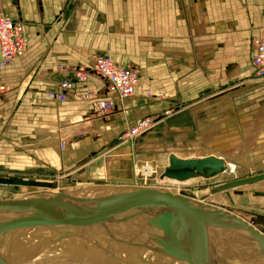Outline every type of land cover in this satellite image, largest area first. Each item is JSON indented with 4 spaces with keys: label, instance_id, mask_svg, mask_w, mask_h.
<instances>
[{
    "label": "crops",
    "instance_id": "0c3cea01",
    "mask_svg": "<svg viewBox=\"0 0 264 264\" xmlns=\"http://www.w3.org/2000/svg\"><path fill=\"white\" fill-rule=\"evenodd\" d=\"M12 5L14 16L7 14L22 21L27 43L24 57L0 68V82L14 87L0 99L3 115L10 117L8 122L4 116L2 125L8 122L11 133L0 139V156L14 170L69 172L73 179L87 175L93 182L84 188H98L113 184L96 186L106 184L110 152L89 161L93 153L85 152L83 142L102 137L110 145L141 118L169 114L159 125V139L150 137L155 130L145 136L150 150L171 136L189 142L200 134L201 118L216 122L211 128L216 131H206L200 143L235 129L251 134L264 128V83L250 60L251 42L264 32V0H12ZM95 56L138 70L134 98L102 115L94 103L107 95L106 84L90 78L75 84L65 104L48 102V92L71 79L59 66H90ZM99 123L106 127L101 134L95 130ZM62 142L68 146L60 153ZM126 164L114 167L121 171ZM249 191L251 203L258 195ZM259 205L233 211L264 233V203Z\"/></svg>",
    "mask_w": 264,
    "mask_h": 264
},
{
    "label": "water",
    "instance_id": "95a60500",
    "mask_svg": "<svg viewBox=\"0 0 264 264\" xmlns=\"http://www.w3.org/2000/svg\"><path fill=\"white\" fill-rule=\"evenodd\" d=\"M168 165L164 177L180 182L214 178L226 169L216 157L183 161L170 155ZM261 181L264 173L229 181L212 194ZM0 184L52 188L30 180L0 178ZM84 190L105 194L41 191L1 199L0 264H10L18 245L33 247V257L62 247L83 257L94 251L118 264H264V235L220 207L160 187Z\"/></svg>",
    "mask_w": 264,
    "mask_h": 264
},
{
    "label": "rangeland",
    "instance_id": "374dc122",
    "mask_svg": "<svg viewBox=\"0 0 264 264\" xmlns=\"http://www.w3.org/2000/svg\"><path fill=\"white\" fill-rule=\"evenodd\" d=\"M73 1H77L78 0H73ZM3 10H5L6 13H8L9 15H11L12 17L14 16V8L12 7V0H0ZM75 2H74V6L75 7ZM77 10V9H76ZM26 54H24L23 56H21L20 58L24 57ZM16 59L14 61H12L11 63H14L15 61L20 60ZM10 64V63H9ZM81 64V63H80ZM83 65V64H82ZM256 79L260 80V78H257V76L255 75ZM262 83H264L263 80H260ZM5 82V81H4ZM4 82H0V99L5 96V95H10L13 92V83H7V88L6 83ZM5 84V85H3ZM148 98L151 97V93H148ZM134 97H131L130 99H132ZM127 99V100H130ZM4 101V100H3ZM0 105H2V102H0ZM3 108L0 107V139H3V137L8 136L9 132V127H8V122H10V117L9 114L8 116L3 115L4 113L2 112ZM6 112H11V115L13 114V112L11 110H5ZM100 113V112H99ZM4 116L7 117L6 120L9 119V121L7 122V124L5 126L2 125V123L4 124ZM169 116L168 115H164V116H160V117H144L141 119H149L151 121H154L155 126L152 130H150L149 132L145 133L144 135H141L140 138H138L137 140H131V139H126V137L124 136L125 133L127 131H129L130 129H133L132 127H129L128 129H126L125 131L121 132L113 141H111L110 145L105 146V142L102 141V137H100L99 139L97 138H93L90 137L88 139H86L85 142H83L82 146L83 149H87V151H85L86 153H93L90 154L91 156L88 157L89 161H93L95 159H97V157L108 154V152H110L108 155L105 156V160L107 162H110L111 164L109 165V169H108V174L107 176H105V181L106 184H115V185H124L126 186L127 183L129 185H134V186H150V187H159L163 186V177H164V173L166 168L168 167V157L171 154L169 152L172 153H177L180 155H184L187 153V155H191L194 156L196 153V149L197 147H199V139L202 138V141L206 140L207 138V134L206 131L210 130V131H216V129H211L213 125L216 124V122H212L208 121L204 118H201V120H199V126L202 129L200 134L194 136L193 139H189V142H184V143H179L176 142V140L174 138H172V136L168 139V143L163 142V143H158L160 145H158V147H155V150H150L149 148V144L146 143V137L148 134L152 133L154 130V135L150 136L151 138H153L152 140L155 141L156 139H159L161 137V135H163V133L161 132L160 129V123L162 121V119L167 118ZM208 121V122H206ZM191 122H189L190 124ZM232 123L234 124L235 122L232 121ZM136 125V124H135ZM235 126V125H232ZM99 134L102 133V128H106L105 126H103V123H99V125L96 124L95 127ZM215 128V127H214ZM264 129V128H263ZM237 132H240V129H235ZM8 131V132H7ZM242 131V130H241ZM218 132H215L213 134L217 135V136H225L224 134H216ZM233 133V132H232ZM244 135H248V133H246L243 130ZM230 135V134H229ZM144 136V137H143ZM72 138V136L70 137ZM65 139V138H64ZM80 139V138H79ZM213 139V138H212ZM70 140H74V139H70ZM211 140V139H209ZM207 140V141H209ZM126 141H129L128 143H125ZM150 141V138H149ZM205 141V142H207ZM205 142H201L200 144H204ZM125 143V144H124ZM1 144V143H0ZM61 144H59L58 148H59V152L62 153L64 152L66 149L61 150ZM104 145V146H103ZM68 146V144L66 145ZM65 146V148H66ZM74 146V145H72ZM57 147V146H56ZM2 147L0 146V149ZM113 149V150H111ZM195 149V150H194ZM142 151V152H140ZM151 151V152H150ZM155 151V152H154ZM160 152V153H159ZM1 153V152H0ZM63 154H66L63 153ZM168 155V156H167ZM67 156V154L65 155ZM64 156V157H65ZM261 157H259V159L257 161H255L254 163L251 164V167L249 166H245L243 168H239V171L235 174H229V175H225V176H214V178H210L207 179V181L205 180V184H200V185H185L184 187H180L177 188L175 186H172L175 190L177 189L178 192L182 195H189L192 198L195 199H201V200H205L207 202L210 203H217L219 205H226L228 207H232V209H236L240 212H244V209H249L250 204L252 203V205H256L258 207H261L259 204H262V202L264 203V197L261 195H264V181L262 182H258V184H254V185H248V186H244L241 188H235V189H230L227 192H219V193H215L212 194L211 192L216 188L219 187L222 184L225 183H229V181H234L236 179H243L245 177H251V176H256L258 174L264 173V151L263 153L260 155ZM73 158H75V156H73ZM258 158V157H257ZM254 158V159H257ZM253 159V158H252ZM101 159H99L100 161ZM130 161V166L126 164V161ZM88 160L85 161V163H87ZM115 164H120V163H125L126 164V169H122L121 171H117L114 167V163ZM83 165L80 164L79 166L81 167ZM78 166V168H80ZM84 173H81V175H83ZM235 175V176H234ZM71 176V177H70ZM83 179H80L77 175L74 176L76 177L75 179H73V176L71 174L65 173V172H55V171H50L49 169H45V170H32V169H26L24 170V172L22 171H18V170H14L12 168H10V166L8 167L6 165V162L4 161V159L1 158L0 156V178H4V179H15V180H30L32 182H49L51 184H53V187L55 188V190H58V192L62 191H74V192H79V196H89V197H96L98 195L101 194H105L104 191H98V192H94V191H88L86 192L84 189L83 185L86 184H92V180L86 179L88 176L87 175H83ZM86 176V177H85ZM85 178V179H84ZM204 178V177H203ZM226 178V179H225ZM128 179V181H127ZM160 182V183H159ZM100 184V183H98ZM14 186V185H13ZM12 185L10 186H3L0 185V200L1 199H22L25 198V196L27 195V193H32V192H40L41 188L36 189V188H18V190L13 187ZM53 189V188H52ZM250 189H255L257 190V192H255V194L258 195V197H254L251 196V203L249 202V195H251V192L249 191ZM31 191V192H28ZM225 200L226 202H223V200ZM225 208V207H223ZM228 209V208H227ZM231 210V209H229ZM231 210V211H233ZM234 212V211H233ZM235 213V212H234ZM245 220V219H244ZM24 248H30L28 246H22V245H18L17 250L12 251V258H15L17 256H22L25 255L23 254V252L19 253V249H22V251H24ZM33 248V247H32ZM35 250V249H34ZM51 251V256L55 255L56 253L60 254L58 256H56L57 258H59L60 262H63L62 264H72V260H73V264H75V260L77 259L78 262H80L79 264H81L83 262V260L91 255L92 252L88 253V255H86L85 257H83L81 254H79L78 251H69L68 249H63L62 247H57L56 249H50ZM49 251V252H50ZM25 252V251H24ZM62 253H64L62 255ZM13 255L15 257H13ZM47 256V255H46ZM44 256V257H46ZM54 257V256H53ZM56 257L54 259H56ZM52 257H50L51 259ZM68 258V259H67ZM71 259V260H70ZM45 260V259H42ZM109 260V259H108ZM98 261V258H97ZM71 262V263H68ZM99 262V261H98ZM118 264L117 262L114 261H108L107 263L105 262V264Z\"/></svg>",
    "mask_w": 264,
    "mask_h": 264
},
{
    "label": "built area",
    "instance_id": "2783aa9c",
    "mask_svg": "<svg viewBox=\"0 0 264 264\" xmlns=\"http://www.w3.org/2000/svg\"><path fill=\"white\" fill-rule=\"evenodd\" d=\"M251 46L250 60L254 75L264 81V32L252 40ZM26 49L24 24L20 19L11 18L3 10L0 2V68L19 59L25 54ZM89 64L91 67L82 64L59 66L62 76L64 78L70 76L71 79L60 83L58 91H49L48 102L57 103V105L66 103L75 84H86L90 78H97L106 84L107 95L105 98L96 99L94 103L102 115H107L114 110L117 102H124L136 95L141 79L135 67L120 65L110 56H95L90 59ZM154 126V121L139 119L133 129L127 131L124 136L128 140H137L142 133L149 132ZM65 146L66 144L62 142L61 150L64 151Z\"/></svg>",
    "mask_w": 264,
    "mask_h": 264
},
{
    "label": "bare ground",
    "instance_id": "6f19581e",
    "mask_svg": "<svg viewBox=\"0 0 264 264\" xmlns=\"http://www.w3.org/2000/svg\"><path fill=\"white\" fill-rule=\"evenodd\" d=\"M244 129H245V127H244ZM144 134L145 133H142L141 135H144ZM195 149H196V153H195L194 156H191V155L189 156V155H187V153L184 154V155H180V154H178V152L177 153L176 152L175 153L169 152V153H171V155H174L178 159L183 160V161L184 160H189V159H202V158H214V157L219 158V159L223 160V162L225 163L226 169H225V171L222 174H220L218 176H222L223 177V176H225V175L227 176L229 174L232 175V174L237 173L239 171V168L241 169V168H243L245 166L251 167V164L254 163L255 161H257L259 159V157H261L260 155L264 151V129H262L261 132L260 131H256V133L255 132L251 133V134L248 133V135H244L243 129L240 132H237L235 130L230 135H227V137H213V139L205 142L204 144H200L199 147H197ZM155 151H157V150H155ZM168 155H170V154H168ZM254 158H257V159H254ZM166 160H168V159H166ZM168 164H169V162H168ZM245 169H246V167H245ZM162 180H163L162 182H163L164 185L161 186L160 188H165L166 190L170 191V193H173V194H176V195H182V194H180L177 189L175 190L173 187H171V185L175 186V187L177 186L178 188H180V187H184L185 185L189 186V185L205 184L204 183L205 180L207 181V179H205L203 177L189 179V180H186L185 182H180V181H177V180H174V179H171V178L168 179L166 177H163ZM236 180H239V179H236ZM44 183H47V182H44ZM48 184H51V183L48 182ZM51 185H52V188H54L53 184H51ZM102 185H107V184H98L96 186L98 187V186H102ZM3 186H7V185H3ZM107 186H110V187H112V186H115V187H126V188L128 186L140 187V188H142V187H145V188H156L157 187V186L156 187H150V186H144V185L134 186V185H129L128 183H127L126 186H124V185H115V184L107 185ZM13 187L15 188V190L16 189L18 190V188H25V187H28V188H31V189L36 188V187H32V186L23 187V186H16V185L13 186ZM39 188H41V187H39ZM39 188H36V189H39ZM52 188L51 189L41 188L40 192L41 191H43V192L44 191L45 192H54V191L56 192L57 191L58 192V190H55V189H52ZM40 192L27 193V195L33 194V193H40ZM60 192H63V191L61 190ZM224 192H227V191H224ZM182 196H185V195H182ZM186 196L190 197L189 195H186ZM195 200H197L199 202L201 201V202H203L204 204H207V205H211V204H209V203H207V202H205L203 200H199V199H195ZM211 206H213V205H211ZM216 207H218V206H216ZM220 208H222V209H224V210H226L228 212H231L232 214L236 215L237 217H239L243 221H247L246 219L244 220L239 215H237L236 213H234L233 211H231V210H229L227 208H223V207H220ZM247 222L249 224L253 225V227L257 231H259L257 229V227L253 223H251L250 221H247ZM259 232H261L264 235V233L261 230ZM15 250H17V247L14 248V251ZM24 251H22V249H19V253L23 252V254H25V253L26 254L22 255V256L20 255V256H17V257H15L13 255V257H15V258H12V252H11V254H10V264H62L63 263V262H60L59 258L56 257V256L60 255L61 253L60 254L56 253L55 255H53L54 256L53 257V256H51L52 255L51 251L47 250V251L43 252L42 254L33 257V255L36 254V253H35V250L32 247L27 248V249L24 248ZM91 252L92 253L89 254L91 256H89V258L86 257L81 264H105V262L107 263L109 260L113 261L111 259L108 260L107 256L105 257V256H102V255H99L98 253H96L94 251H91ZM63 254L64 253H62V255ZM44 256H46V257H44ZM50 257H52V258L50 259ZM55 257H56V259H54ZM97 258H98L99 262L97 261ZM42 259H45V260H42ZM75 261H76L75 264H79L80 263V262L77 261V259ZM68 263H71V262H68ZM73 263L74 262L72 260V264Z\"/></svg>",
    "mask_w": 264,
    "mask_h": 264
}]
</instances>
